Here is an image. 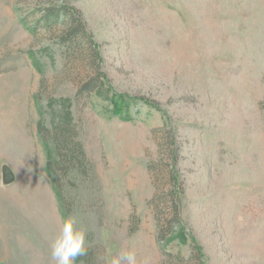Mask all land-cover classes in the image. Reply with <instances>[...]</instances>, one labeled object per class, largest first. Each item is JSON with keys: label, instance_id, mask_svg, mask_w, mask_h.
Returning a JSON list of instances; mask_svg holds the SVG:
<instances>
[{"label": "rangeland", "instance_id": "1", "mask_svg": "<svg viewBox=\"0 0 264 264\" xmlns=\"http://www.w3.org/2000/svg\"><path fill=\"white\" fill-rule=\"evenodd\" d=\"M58 159L82 161L61 189L91 262L199 264L192 236L203 264H264V0H0V264H55Z\"/></svg>", "mask_w": 264, "mask_h": 264}, {"label": "trees", "instance_id": "2", "mask_svg": "<svg viewBox=\"0 0 264 264\" xmlns=\"http://www.w3.org/2000/svg\"><path fill=\"white\" fill-rule=\"evenodd\" d=\"M43 13L41 15V19L45 23V26H49L50 20H58L59 17H65V19L68 18L69 24L64 26L61 30L60 34L57 36L59 37V43L61 45H66L68 41L71 39V37L80 35L86 42L88 43L90 47V51L92 53L93 59H99V53L97 51L96 45L93 43L91 37L87 34V32L84 30L83 24L81 22V19L79 18V13L74 10L72 7L68 6H58L54 7L53 4L47 5L43 9ZM102 76V75H101ZM109 88V87H108ZM109 90H111L109 88ZM109 101L112 106V112L115 115H118L119 117H123L128 119V113L125 110V104H126V97L123 94H118L115 92L111 93V96L109 97ZM174 152V151H173ZM175 154V152H174ZM58 160H49L46 164V170L49 174L52 184L54 186V189L56 191L57 197L60 201V208L62 213L67 217L69 215L67 207H66V199L63 196V192L61 189V181H62V175L68 173L69 169L68 167H71L70 169H74L76 172H81L82 170V161L78 159H72V160H66L63 161L62 164L68 163V167H66V170L61 165V161ZM78 160V161H77ZM175 158L173 157V161ZM173 182L175 185H177V177L173 175ZM175 195V194H174ZM176 200L174 201V217H177L179 215V199L178 197H175ZM168 233V235H167ZM190 241L194 245L196 249V258L198 259L199 264H203L201 260L202 257V250L199 245H197L196 240L194 237L190 236ZM179 240L180 243L185 244L188 239V235L184 231V229L181 227L178 229V231L174 232L169 230V228L166 229L163 233L160 234V243L161 247L165 250V246L168 242H171L172 240ZM90 252V249L87 248V252L85 255L80 256L76 259L75 264H96L94 262H91L88 259V254ZM87 258V259H86ZM86 262V263H85Z\"/></svg>", "mask_w": 264, "mask_h": 264}, {"label": "clouds", "instance_id": "3", "mask_svg": "<svg viewBox=\"0 0 264 264\" xmlns=\"http://www.w3.org/2000/svg\"><path fill=\"white\" fill-rule=\"evenodd\" d=\"M86 229L78 223L74 214L63 219L59 232L51 243V258L55 264H75L78 257L87 252ZM110 264H138L135 250L114 255Z\"/></svg>", "mask_w": 264, "mask_h": 264}]
</instances>
